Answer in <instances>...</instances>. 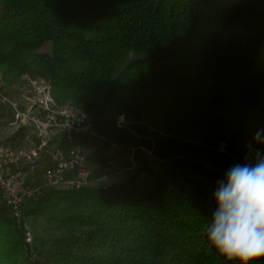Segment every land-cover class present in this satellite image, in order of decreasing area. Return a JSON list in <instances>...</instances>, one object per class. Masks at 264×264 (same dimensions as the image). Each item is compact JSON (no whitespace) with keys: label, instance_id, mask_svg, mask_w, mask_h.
Instances as JSON below:
<instances>
[{"label":"trees","instance_id":"obj_1","mask_svg":"<svg viewBox=\"0 0 264 264\" xmlns=\"http://www.w3.org/2000/svg\"><path fill=\"white\" fill-rule=\"evenodd\" d=\"M0 71L48 78L108 135L120 115L136 132L144 122L160 162L48 188L20 223L0 207V264H42L28 216L73 226L43 264H240L203 229L218 181L264 152V0H0Z\"/></svg>","mask_w":264,"mask_h":264},{"label":"built area","instance_id":"obj_2","mask_svg":"<svg viewBox=\"0 0 264 264\" xmlns=\"http://www.w3.org/2000/svg\"><path fill=\"white\" fill-rule=\"evenodd\" d=\"M93 133L92 113L60 102L48 78L25 73L9 83L0 71V207L20 223L26 201L36 200L45 186L92 183L83 144ZM37 169L44 185L30 188L29 173ZM25 238L33 240L26 222Z\"/></svg>","mask_w":264,"mask_h":264},{"label":"clouds","instance_id":"obj_3","mask_svg":"<svg viewBox=\"0 0 264 264\" xmlns=\"http://www.w3.org/2000/svg\"><path fill=\"white\" fill-rule=\"evenodd\" d=\"M213 199L215 208L203 229L209 246L228 262L264 259V152L231 166Z\"/></svg>","mask_w":264,"mask_h":264},{"label":"rangeland","instance_id":"obj_4","mask_svg":"<svg viewBox=\"0 0 264 264\" xmlns=\"http://www.w3.org/2000/svg\"><path fill=\"white\" fill-rule=\"evenodd\" d=\"M49 48L50 44H46L43 50L46 51ZM106 123L108 124V122H104L101 126L103 127ZM116 124L115 128H110L111 132L108 135L98 129L95 123L94 133L83 144L92 171V184L108 185L120 182L131 173L135 166L141 163L153 165L160 163L151 151L141 144L143 138H148V135L143 132L144 122L138 124L139 130L137 132L131 126L132 122L127 121L125 117L119 116ZM133 133L136 134L134 137ZM29 175L28 185L30 188L44 185L42 169H37ZM47 189L45 186V190ZM34 201L27 200L23 212ZM26 225L33 233L32 242H28L25 238L30 246V253L34 259L42 264L51 249L52 241L73 230L72 225L64 224L52 217L28 216L26 217Z\"/></svg>","mask_w":264,"mask_h":264}]
</instances>
